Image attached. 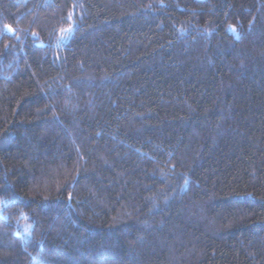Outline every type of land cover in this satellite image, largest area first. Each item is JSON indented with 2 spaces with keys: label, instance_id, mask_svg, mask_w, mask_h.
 <instances>
[{
  "label": "trees",
  "instance_id": "16d2710c",
  "mask_svg": "<svg viewBox=\"0 0 264 264\" xmlns=\"http://www.w3.org/2000/svg\"><path fill=\"white\" fill-rule=\"evenodd\" d=\"M0 264H264V0H0Z\"/></svg>",
  "mask_w": 264,
  "mask_h": 264
}]
</instances>
